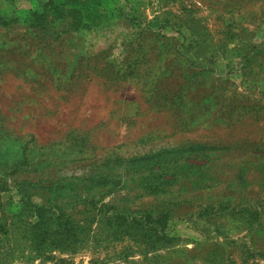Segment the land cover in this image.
I'll return each mask as SVG.
<instances>
[{
    "label": "rangeland",
    "instance_id": "rangeland-1",
    "mask_svg": "<svg viewBox=\"0 0 264 264\" xmlns=\"http://www.w3.org/2000/svg\"><path fill=\"white\" fill-rule=\"evenodd\" d=\"M0 264H264V0H0Z\"/></svg>",
    "mask_w": 264,
    "mask_h": 264
}]
</instances>
